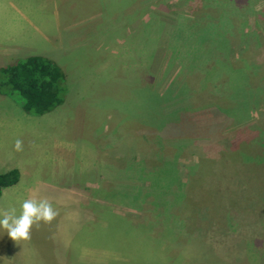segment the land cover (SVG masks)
I'll use <instances>...</instances> for the list:
<instances>
[{
	"label": "rangeland",
	"instance_id": "374dc122",
	"mask_svg": "<svg viewBox=\"0 0 264 264\" xmlns=\"http://www.w3.org/2000/svg\"><path fill=\"white\" fill-rule=\"evenodd\" d=\"M197 4L0 0V68L41 55L65 75L63 103L42 116L0 94V173L7 172V162L22 171L1 203L19 213L22 202L36 195L58 212L50 224L34 226L29 241H12L0 229V255L18 253L13 264H33L35 257L41 264H264L263 104L250 109L251 118L243 116L242 141H250L242 152L229 149L232 135L217 147L189 138L173 144V162L149 168L157 142H143L137 132L131 151L124 139L132 133L128 121L121 126L129 115L124 106L139 102L132 83L162 88L174 80V28L203 16L199 10L208 0ZM255 4L264 10V0ZM17 139L23 151L14 150ZM132 152L134 165L143 168L135 178L129 161H114ZM154 177L159 185H152ZM140 192L139 199L149 201L139 211L130 197Z\"/></svg>",
	"mask_w": 264,
	"mask_h": 264
},
{
	"label": "trees",
	"instance_id": "16d2710c",
	"mask_svg": "<svg viewBox=\"0 0 264 264\" xmlns=\"http://www.w3.org/2000/svg\"><path fill=\"white\" fill-rule=\"evenodd\" d=\"M189 1L192 7L202 0ZM255 1L208 0L199 10L203 16L192 18L186 24L178 22V17L172 36L175 52L169 66L171 69L174 63L178 65L174 80L164 83L162 88L157 83H146L143 87L132 83L139 102L124 106L129 115L121 126L128 121L132 130L124 138L131 151L137 132L143 142L151 138L157 142L156 157L144 156L148 159L147 167L173 162L177 144L189 138L200 145L216 146V141L232 135L231 141L234 140L229 149L235 152H242V146L250 141H242L241 129L246 126L243 116L251 118L252 107L262 104L264 107V10H256ZM152 21L151 18L142 24L150 27ZM64 78L63 71L54 62L37 55L26 56L0 68V94L12 98L25 113L42 116L63 103ZM121 138V135L117 137L120 141ZM174 143H177L175 147ZM167 144H171L168 147L171 150L162 155ZM117 155L116 164L129 161L131 178H135L132 174L136 177L141 174L143 168L134 165L133 152L129 159L126 155ZM155 179L152 185H159ZM18 180L16 169L0 173V196L3 189ZM143 194L128 195L134 201L130 206L135 203L134 209L142 210L149 201L139 199ZM117 200L124 202L122 195ZM177 209L181 211V207ZM133 230L141 232L138 228Z\"/></svg>",
	"mask_w": 264,
	"mask_h": 264
},
{
	"label": "clouds",
	"instance_id": "9594fccd",
	"mask_svg": "<svg viewBox=\"0 0 264 264\" xmlns=\"http://www.w3.org/2000/svg\"><path fill=\"white\" fill-rule=\"evenodd\" d=\"M13 147L17 152L23 151V141L17 139ZM57 215L47 197L33 195L22 202L19 213L15 207L0 210V229L12 241H29L34 226L38 229L41 222L50 224Z\"/></svg>",
	"mask_w": 264,
	"mask_h": 264
},
{
	"label": "crops",
	"instance_id": "0c3cea01",
	"mask_svg": "<svg viewBox=\"0 0 264 264\" xmlns=\"http://www.w3.org/2000/svg\"><path fill=\"white\" fill-rule=\"evenodd\" d=\"M34 29H32L31 30V32H32V36L33 37H35V35H34V31H33ZM29 34H30V32H29ZM28 34V35H29ZM44 36H45V34H43ZM27 36V35H26ZM26 36H25V38H26ZM40 36V35H39ZM24 38V39H25ZM40 38H42L41 36H40ZM44 41H45V39H43ZM45 42H47V41H45ZM50 47V46H49ZM39 55H40V53L39 52H37ZM41 56V55H40ZM56 139V138H55ZM58 143V142H57ZM56 143V144H57ZM2 161V160H1ZM8 161H14V159H12V158H10ZM8 164V166H6V167H8V170H13V169H16L17 171H18V173H19V180H18V182L15 184V185H13V187L11 188V186L10 187H7V188H5V189H3L2 190V194H1V196H0V210H4V209H8V208H6V207H4L3 205H2V203H1V200L3 199V197L4 196H6L5 194H6V192H9V188H11V190H15L14 188H17V185L21 182V177H22V171H21V169L20 168H17L18 167V165L16 166L15 164H13L12 162H7L6 164H4V165H7ZM0 166L3 168L4 166L0 163ZM8 170H4V171H8ZM10 196H12V194H9ZM4 230H2V232H3ZM4 233V232H3ZM33 247H34V245H33ZM27 253H28V251H27ZM6 254L7 253H5V254H2V255H0V260L1 261H4L6 264H13V258L14 257H16L17 256V254L18 253H14V252H10L9 251V255L11 256V257H13V258H6ZM1 256H3V257H1ZM7 259H9V260H7ZM28 260V262H29V258L27 259ZM33 261H34V263H33ZM56 261V260H55ZM55 261H53L52 260V262L54 263V264H60V262L59 263H55ZM40 262H42V261H40V259L39 258H37V257H35V258H33L32 259V263L33 264H41ZM44 263H46V264H49V262H47V261H43ZM19 264H22V263H20L19 262ZM23 264H29V263H24L23 262Z\"/></svg>",
	"mask_w": 264,
	"mask_h": 264
}]
</instances>
